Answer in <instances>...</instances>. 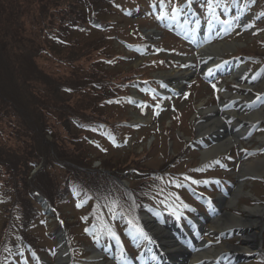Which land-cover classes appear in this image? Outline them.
<instances>
[{"label":"rangeland","instance_id":"374dc122","mask_svg":"<svg viewBox=\"0 0 264 264\" xmlns=\"http://www.w3.org/2000/svg\"><path fill=\"white\" fill-rule=\"evenodd\" d=\"M9 2H12L13 1V6H14V4H15V2H16V0H8ZM139 10H141V9H139ZM142 11V10H141ZM136 13L137 14H135L137 17H134V18H132V19H129V20H127V19H124V18H120L121 20H120V22L122 23V24H124V25H126L127 26V29H126V34L128 35L129 34V30L130 29H133V28H135L136 26H141V28L143 29V30H145L146 31V33H148V35H150V37H152V38H157V39H160V35H161V31L160 30H158L156 27V25H155V23H156V21H155V19H153V18H150L151 16L148 14V12H147V14H145V13H141L140 11H138V10H136ZM150 17H149V16ZM25 16H26V14H25ZM140 16H141V18L144 20H139V18H140ZM118 22H119V20H118ZM163 35V34H162ZM167 38V37H166ZM83 40V42H87V41H91L92 39H89V38H83L82 39ZM115 40V39H114ZM154 40H156V39H154ZM164 40H165V38H164ZM240 40H242V41H244V40H246V41H244V42H246V43H249L250 41H252V39H251V37H248V38H242V39H240ZM116 41V40H115ZM237 41V40H236ZM243 42V43H244ZM119 44H117V42H115V46L116 47H119L118 46ZM244 46H242V47H240L241 48V51H243V52H249L250 53V51L248 50V49H246V48H243ZM121 48H122V46H121ZM120 48V50H122ZM238 48V47H237ZM237 48H235L234 47V49L233 50H229L228 52H227V54H230V53H232L233 51L235 52L236 51V49ZM253 51H255V50H252L251 52H253ZM258 51V50H257ZM233 52V53H234ZM259 52V51H258ZM226 54V53H225ZM138 61H139V57H135V56H132L131 58H129L128 59V61H126V63L125 64H123V66H126V69H128V68H131V67H133L134 65H137V63H138ZM140 62V61H139ZM0 70H1V68H0ZM2 71V70H1ZM0 71V76H3L5 79H6V74H4V72L2 71L1 72ZM251 77V76H250ZM261 82L262 81H264V79H261L260 80ZM199 83H201V81L199 80V82H197L196 83V85H195V88L197 87V85L199 84ZM244 92V91H243ZM193 100V99H192ZM191 100V101H192ZM132 108H128V110H131ZM196 115V114H195ZM144 118L147 120V121H150V119H151V116L149 115V114H147L146 113V115H144ZM196 118V117H195ZM193 119H194V117H193ZM198 120V119H197ZM195 121V120H194ZM177 122H180V120L179 119H177ZM179 126H180V128H181V130H182V132L184 133V134H186V135H189V134H191L192 132L190 131V128H189V126L187 125V123H182V124H180L179 123ZM198 126V125H197ZM196 126V127H197ZM156 134V137H157V141H156V143H155V146H154V151H155V153H156V155L158 156V155H161V154H166V151H167V144H168V141H169V139H171L172 138V140L175 142V149L176 150H179L180 149V147L183 145V144H185L186 143V141L184 142L183 140H181V139H179V136L178 135H176V136H171L170 135V133H168V132H156L155 133ZM260 136H262L263 138H264V132H261V134L259 135V136H257V137H255L256 138V140H257V142H255V144H254V146H253V148H254V150L251 152V153H258V154H256V155H245V156H247V158L245 159V162L244 163H241V165L239 166V168L237 169V171L238 170H240L241 169V167H243V165L244 164H246V163H250V162H252V161H256L258 158H262V157H264V141L262 142L261 140H258V139H260ZM243 139V138H242ZM247 141H249V139H245L244 140V143H246ZM251 143V142H250ZM128 144H131V139L130 140H128ZM259 144V146H257ZM249 145H251V144H249ZM248 145V147H250ZM252 148V149H253ZM119 150H121V149H117V150H115V151H111L110 152V154H113L114 152H118ZM140 150V148H138V151ZM240 171H239V173H238V175H237V173H234V176L236 177V182H237V186H238V188L239 189H241L242 190V193H241V195L238 197V200L236 201V205H235V208H239V209H242L241 211H243V210H245V208H247L246 206H244V202H245V204H248V205H250L251 207H253V206H255V205H258L259 203H260V201H259V198L255 195V193H252L253 192V190H251L250 189V185H251V181H250V178L249 177H251V176H253V175H251L252 173H249L246 177H244L245 178V182H243V181H241V182H239V180L240 179H243V177L242 176H240ZM254 174V173H253ZM242 177V178H241ZM256 190H254L255 192H256V194L261 198L262 197V195L264 194V190H263V188H264V184L262 183V184H260V183H256ZM238 188H236V190L238 189ZM241 190H239V191H241ZM235 192V191H234ZM238 192V191H237ZM237 195H238V193H237ZM249 195H250V197H249ZM242 199H244V200H242ZM261 206H264V201H263V203H261L260 204ZM261 214V213H260ZM252 220L254 219V218H251ZM257 219V218H256ZM257 232H261V230L260 231H257ZM257 240H259V237L257 238Z\"/></svg>","mask_w":264,"mask_h":264},{"label":"trees","instance_id":"16d2710c","mask_svg":"<svg viewBox=\"0 0 264 264\" xmlns=\"http://www.w3.org/2000/svg\"><path fill=\"white\" fill-rule=\"evenodd\" d=\"M68 1V3L73 2V0H65ZM1 60H2V56H0ZM17 70H19L20 74L19 77H21L23 75V68H18ZM18 72V73H19ZM17 73V75H18ZM17 77L16 80L19 78ZM19 92H15L14 95H18V98L16 97H12V102L13 103H8L7 105L5 104V108H6V122L7 124L10 123L12 125H14L15 127V132L18 133V137L20 138V140L23 141V145L24 143H27L28 145V149H29V145L30 144H40V143H44L45 148L49 150L50 144H48L49 142L46 139V135L47 134H52L54 137V140L57 138L56 136V132H55V127L54 125H50L48 126L49 119L48 118H44L42 116H35L32 115L34 111H31L30 109H28L27 111L24 110L27 115L25 113H22L20 110V105H22V103H24V100L22 101L19 94L22 90V86L18 84L17 86ZM27 87L23 89V92H25L27 94ZM34 90L29 91L28 95L32 96ZM71 114L68 112V110H66V114L64 116H58V117H54L51 121L52 122H61L65 119H67V122L64 123L65 126H74L73 123L70 122L71 118H70ZM29 119V122L28 120ZM14 122V123H13ZM23 122V123H22ZM28 122V123H27ZM36 122V124H34ZM17 123V124H15ZM26 123V124H25ZM12 125H10V127H12ZM40 128V129H39ZM27 131V135H24L22 132ZM75 130H77L75 128ZM22 133V134H21ZM27 137V140H26ZM53 144H55V141H53ZM22 146V145H21ZM50 157V155H46L45 157ZM25 190V188H24Z\"/></svg>","mask_w":264,"mask_h":264},{"label":"bare ground","instance_id":"6f19581e","mask_svg":"<svg viewBox=\"0 0 264 264\" xmlns=\"http://www.w3.org/2000/svg\"><path fill=\"white\" fill-rule=\"evenodd\" d=\"M206 49V48H205ZM208 49V52L210 51V53H213L214 54H220L221 52H224L227 50V46L226 44H218V45H215V46H211ZM212 50V51H211ZM207 52V50H206ZM220 60V58H218V61ZM188 73L186 74H179L178 72H173V73H170L168 74V76H171L173 77L174 79H176V77H179V76H182V77H186ZM259 89H264V83H261L260 85H258ZM235 97V96H234ZM215 111L214 110H204L202 111V116L204 115H209V114H212L214 115ZM246 118H248V121L249 122H252V121H255L256 119H262L264 118V111L261 109L259 110L258 112H255V113H251L250 115H247V116H244ZM210 121H208L204 127H203V131L204 133H207L208 131L211 132V130L215 129L217 130L218 132H220V129L221 128H218V127H222L223 128V124H222V121L220 119V121L216 118H210L208 119ZM217 126V127H216ZM229 133L227 135H222V138L221 140L218 142V144L216 145L215 148L213 149H210L208 151H206L204 153V158H209L211 157L212 155H214L215 153H220V151L223 150V147L224 148H227L230 144H232V142H237L238 141V135H236L235 137H228ZM227 146V147H226ZM264 172V158H260L258 159L257 161H254V162H251V163H246L244 164L243 166V170H242V175H248L249 173H255V174H262ZM257 213V211H252L251 214H249L250 217H254V214ZM220 225H224V227L226 226H231L232 224H236V223H244L245 225H247L248 228H252L254 229L255 227L258 226V223H252V222H246V220H243L241 218H237V217H233L232 215L230 214H227L223 217V219L219 220L218 221ZM153 225H155L156 227L159 228L160 224L158 222H155L153 221L152 222ZM221 227V226H220ZM161 233H162V236L161 238L164 239L166 238V236H164V231L161 230ZM219 252V251H218ZM218 252H215L214 255H216Z\"/></svg>","mask_w":264,"mask_h":264},{"label":"snow or ice","instance_id":"6c2138e0","mask_svg":"<svg viewBox=\"0 0 264 264\" xmlns=\"http://www.w3.org/2000/svg\"><path fill=\"white\" fill-rule=\"evenodd\" d=\"M223 23H228V22L227 21H223ZM209 74H211V70H209ZM213 87L215 88V85H213ZM196 183H199V181H196ZM186 207H187V205H186ZM112 235L115 236V233L113 232Z\"/></svg>","mask_w":264,"mask_h":264}]
</instances>
